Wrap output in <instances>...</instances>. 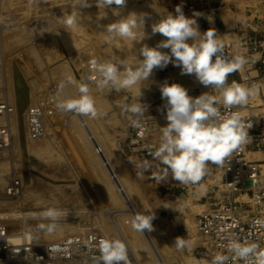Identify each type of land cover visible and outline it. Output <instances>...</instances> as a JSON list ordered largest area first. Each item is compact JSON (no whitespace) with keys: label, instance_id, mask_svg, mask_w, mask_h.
I'll use <instances>...</instances> for the list:
<instances>
[{"label":"rangeland","instance_id":"1","mask_svg":"<svg viewBox=\"0 0 264 264\" xmlns=\"http://www.w3.org/2000/svg\"><path fill=\"white\" fill-rule=\"evenodd\" d=\"M250 1L264 2L127 0L126 6L118 11L122 15L132 11L148 14L150 19L145 31L150 38L142 42L117 38L106 43L105 26L118 17L112 15L113 10L99 9L96 0H88L91 6L84 9L75 7V0H0V102L8 105V110L0 115V124L8 125L10 130L9 146L0 157V177H3L0 178V217L5 218L9 235L12 231H23L19 220H11L7 213L27 208H59L68 212L56 222L61 234L30 241L37 249L65 236L101 233L121 240L127 250H133L136 260L128 250L129 264H153L156 253L166 264H210L216 254H221L196 225L198 215L231 197L221 167L209 164L206 175L194 185L175 181L170 172L166 180L158 181L154 177L162 174L163 165L150 155L152 146L159 142L160 127L167 123L160 85L164 82L179 83L185 88L190 85L188 93L192 96L194 84L199 83L195 76L181 75L180 68L170 63L166 68L155 69L149 80L136 88L117 92L98 88L89 79L94 75L90 65L94 59L137 63L141 44L152 47L165 39L160 34L151 35V24L168 12L174 14L177 5L182 6L187 17H192L194 12L201 13L196 19L200 31L204 32L208 30L205 17L211 11L232 10L238 18V10H243ZM73 13L78 25L67 30L64 19ZM105 15L107 18L102 20ZM242 32L245 35L230 46L229 57L242 55L249 63L241 71L230 74L228 83L237 81L244 85L240 76L249 67L264 74L261 62L264 35ZM218 34L224 42L222 34ZM69 77L74 83H67ZM80 83L89 85L99 113L97 118L57 107L60 100L78 97ZM140 87H143L140 99L148 105V111L135 117L122 106L135 101L136 89ZM18 100L22 101L21 107ZM31 106H37L42 112L44 134L36 140H30L27 135L26 114ZM132 119H139V124L144 126L138 138ZM256 119L260 122L261 145L259 150L253 145L249 154L264 152V128L261 130L264 118ZM258 159L264 163V154ZM144 160L151 162L148 170L136 167ZM13 179L19 181L20 193L7 196L8 184ZM240 199L247 200V197ZM162 204L178 211L164 208ZM127 208H132L135 215L154 213L153 230L147 232L157 250L154 251L144 233L133 227L134 216L128 214ZM28 221L43 226L52 223L42 217ZM177 237H184L189 246L178 250L174 243Z\"/></svg>","mask_w":264,"mask_h":264},{"label":"clouds","instance_id":"2","mask_svg":"<svg viewBox=\"0 0 264 264\" xmlns=\"http://www.w3.org/2000/svg\"><path fill=\"white\" fill-rule=\"evenodd\" d=\"M126 4L127 0H96L95 5L99 9L113 10L112 15L118 17L105 26L106 43L117 38L132 42L150 38L145 31L150 16L135 11L122 15L118 9L124 8ZM74 6L84 9L91 5L88 0H75ZM200 15L201 13L194 12L192 17H187L182 6L177 5L174 14L168 12L152 23L151 35L160 34L165 39L152 47L141 44L137 63L129 64L124 60L91 61L94 75L89 79L95 81L101 89L119 92L136 88L142 81L149 80L155 69L166 68L171 63L180 68L181 75H194L201 85L218 93L213 95L205 92L193 97L179 83L164 82L160 85L167 123L160 127L159 142L150 151L152 159L163 165L160 169L162 174L154 177L158 181L166 180L170 172L175 181L194 185L206 175L209 164L223 166L247 142L248 130L252 127L250 122H245L240 112L231 109L246 105L250 98L264 88V84L260 83L250 86L237 81L228 83L229 75L241 71L249 60L242 55L226 56L223 39L214 28L200 31L196 19ZM106 18L107 15L101 17L102 20ZM208 19L211 22L212 18ZM77 25L74 13L65 17V29L71 30ZM165 49L168 51H164ZM67 83L72 84L74 81L69 77ZM64 87L65 83L62 82L60 88ZM142 88L136 89L134 102H126L122 106L135 117H141L148 111V105L140 99ZM78 93L77 98L58 101L57 107L65 112L97 118L99 113L89 85L80 83ZM131 123L138 127L139 119H132ZM136 167L148 170L151 162L144 160L136 164ZM160 206L172 208L164 204ZM41 215L52 221L47 226L52 231L57 228L56 222L65 213L49 208ZM154 219L152 212L149 215L138 214L134 218L133 227L140 232H151ZM174 243L178 250L189 246L184 237H177ZM226 250L232 254L231 257L216 254L210 264H227L230 259L243 260L244 264H264V250L256 243H243L236 238H227ZM99 252V264H129L127 247L119 239L100 240Z\"/></svg>","mask_w":264,"mask_h":264},{"label":"built area","instance_id":"3","mask_svg":"<svg viewBox=\"0 0 264 264\" xmlns=\"http://www.w3.org/2000/svg\"><path fill=\"white\" fill-rule=\"evenodd\" d=\"M264 66V53L261 60ZM8 110L6 103L0 102V115ZM232 111L240 112L245 122L252 127L248 139L221 167V173L229 187V196L196 217L199 232L206 237L221 254L232 256L226 250L227 238H236L243 243H256L264 250V163L252 160L249 152L252 146L260 149V129L257 114L243 112L239 107ZM221 111L224 109L221 107ZM42 112L31 106L26 114L27 135L30 140L43 137ZM138 138L144 131L143 124L135 127ZM8 125L0 124V157L9 146ZM21 185L17 179L9 182L7 196H17ZM233 195H237L233 197ZM247 197V200L240 197ZM6 220L0 217V264H99V242L111 239L101 233L74 234L36 248L28 238L10 242L7 238ZM19 232V231H18ZM17 232V233H18ZM20 234V233H18ZM227 264H244L243 260L230 259Z\"/></svg>","mask_w":264,"mask_h":264},{"label":"crops","instance_id":"4","mask_svg":"<svg viewBox=\"0 0 264 264\" xmlns=\"http://www.w3.org/2000/svg\"><path fill=\"white\" fill-rule=\"evenodd\" d=\"M237 15L238 18L235 11L231 10L230 12H227L224 9L220 10L219 8H216L215 11H211V13L205 17L207 29L214 28L217 33L220 32L222 34L224 38V54L226 56H229L230 54V46L239 41L241 37L245 35V32H242V30L257 36L264 35V2L259 4L250 1L243 10H238ZM209 17L212 18L211 22L208 19ZM246 69L247 67L245 70ZM240 79L241 81H244V85L248 86L255 83L264 84V74L256 68L249 67L244 74L240 76ZM189 86H186L188 90L191 89ZM194 88L195 91L192 95L193 97L199 96L205 92L218 95L217 92L208 87H204L200 83L194 84ZM257 101L260 104H257ZM238 107L257 114L258 121L262 120L264 118V88L260 89L256 95L250 98L246 105ZM258 124H260V122ZM263 128L264 127H262L261 130H263ZM262 154H264V152H255L250 153L249 156L252 160L259 161L258 157ZM253 155H255V157H252Z\"/></svg>","mask_w":264,"mask_h":264},{"label":"bare ground","instance_id":"5","mask_svg":"<svg viewBox=\"0 0 264 264\" xmlns=\"http://www.w3.org/2000/svg\"><path fill=\"white\" fill-rule=\"evenodd\" d=\"M17 103H18V107H21L22 105V101L21 100H18L17 101ZM255 104H256V102H255ZM257 104H260V103H258V101H257ZM10 116V115H9ZM70 117V116H69ZM86 129V131H88L89 129H87V128H85ZM104 157H105V159L107 160V157H106V155L104 154ZM102 159H103V157H101ZM3 159V158H2ZM1 162H3V161H1ZM3 164V163H2ZM111 168V167H110ZM109 170V169H108ZM112 172H114V171H112ZM0 178H3V177H0ZM1 182V181H0ZM114 183L115 184H117L118 182L116 181V180H114ZM118 186V185H117ZM35 189V188H34ZM34 191V190H33ZM55 191V190H54ZM31 193H32V191H31ZM126 194V193H125ZM52 195V194H51ZM54 195V194H53ZM24 196V195H23ZM29 196V198H31L30 197V194L28 195ZM50 198V197H49ZM29 200V199H28ZM56 209H58V210H61L62 211V209H59V208H56ZM47 210V209H46ZM125 210V209H124ZM129 213L128 214H130V215H132V216H134V218H135V213L133 212V209L131 208H127L126 209ZM45 211V209L44 210H39V209H29V208H27V209H23V210H19V211H14V212H10V213H7L6 214V216H8L11 220L12 219H18L19 220V222H20V226H21V229H20V231H23V232H20V234H18L17 232H14V231H12L11 232V234L9 235V232H7V238H8V241H10V242H16V241H18V239H20V238H22L23 236H24V238L26 237V238H28L30 241H39L40 240V238L41 237H43V236H57V235H60L61 234V232H62V230L61 229H59V228H56V229H54V230H52V231H49L48 230V228H47V226H44V227H42V225H40V224H36V223H31V221H28V220H30V219H33V218H44L41 214H42V212H44ZM62 212H64V213H68V212H66V211H62ZM112 213L113 212H115V211H111ZM113 215V214H112ZM133 218V219H134ZM10 220V221H11ZM30 222V223H29ZM19 226V227H20ZM27 230H29V231H32V233H27L26 231ZM17 233V234H16ZM142 233H144V236H146V237H148L149 238V243H150V245H152V248H154V251H155V249L157 250V247H155V244L153 243V241L151 240V237L149 236V233L147 232V230H144ZM32 241V242H33ZM128 250L130 251V253H131V255H132V257L136 260V256H135V254H134V252H133V250H131L130 248H128ZM158 252V251H157ZM153 262V264H166L165 262H164V260H163V258L160 256V255H158L157 253H156V256H155V259L152 261Z\"/></svg>","mask_w":264,"mask_h":264}]
</instances>
